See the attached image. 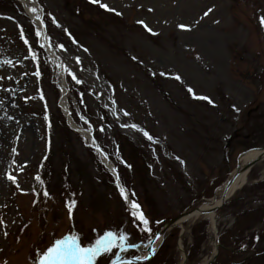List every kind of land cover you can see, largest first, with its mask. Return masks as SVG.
Segmentation results:
<instances>
[{"label": "rangeland", "instance_id": "obj_1", "mask_svg": "<svg viewBox=\"0 0 264 264\" xmlns=\"http://www.w3.org/2000/svg\"><path fill=\"white\" fill-rule=\"evenodd\" d=\"M27 2L57 57L40 51L41 29L23 6L0 0V264H34L56 238L77 234L86 245L106 231L139 247L95 264L120 251L142 257L157 223L220 198L242 154L264 148V0L94 3L108 14L83 0ZM63 93L125 182L127 201L89 139L69 131ZM214 216L217 230L207 217L175 228L149 264H264V161Z\"/></svg>", "mask_w": 264, "mask_h": 264}, {"label": "snow or ice", "instance_id": "obj_2", "mask_svg": "<svg viewBox=\"0 0 264 264\" xmlns=\"http://www.w3.org/2000/svg\"><path fill=\"white\" fill-rule=\"evenodd\" d=\"M92 3H98L99 0H91ZM100 6L102 8H105L108 11H114V9H110L107 4L100 3ZM212 10L209 9L207 12L204 13L205 16H207ZM31 12L33 14L38 13V9L36 7L31 8ZM120 13H117L119 15ZM11 19V17H9ZM37 21H40V16H36ZM260 22L264 24V16L260 17ZM140 23H143L142 21ZM147 28V25H145ZM182 29L187 28L185 25H180ZM149 32L152 30L149 28L147 29ZM190 30V29H187ZM20 33L21 38L24 39V43L26 45H29V40L26 36H24L23 33V27H20ZM36 37H41L42 33L39 29L35 32ZM42 38L49 39L46 35H44ZM43 47V45H41ZM60 47L63 49L64 46L60 45ZM29 51L32 52V60L38 61L37 54L32 51V46L29 45ZM5 64L12 65L11 61H5ZM37 67H39V64L37 63ZM35 76H40L41 73L39 71H36L34 73ZM163 75V73H161ZM9 79H12L11 77H8ZM176 80H181L180 76L174 77ZM4 77L0 76V80H3ZM72 79L76 80L77 83H81L79 79L76 78L75 75L72 76ZM7 91H11V89H7ZM189 92H193L191 88L188 89ZM195 96V93H193ZM43 98V97H41ZM199 99H205L209 100L208 97H196ZM209 103H211V100H209ZM124 115H128L127 112L124 113ZM127 126V125H125ZM132 128H136V125H131ZM103 129H101L102 131ZM144 135L149 139L153 140V137L150 136L147 132H144ZM179 159V158H178ZM9 179L12 180L14 183L16 182V177L14 175H9ZM37 180L40 179L39 176L36 177ZM119 179V178H117ZM118 187H120L119 183L117 184ZM17 187L19 185L17 184ZM121 195L124 196V199L127 201L128 196L125 193V189L122 187L120 188ZM44 196H48L49 193L45 191L43 193ZM131 215L132 217L139 221L140 224L143 226V231L146 233L151 234L152 229L150 227V221L145 217L143 211L141 210V207L138 203L135 201H131ZM75 206V201H70L68 205L69 215L71 216L72 209ZM3 221H0V224H2ZM6 227V225H5ZM5 235H7V232H5ZM159 239V237H157ZM151 242V241H150ZM139 245L135 243H129V235L125 232H120L119 234L113 231H106L103 233V235L97 237L94 241V243L89 244H82L81 237L77 234H67L64 235L62 238H56L53 243H51V246H48L46 250H43L41 254H39L38 258H34V264H95V261L97 258L103 254L111 253L113 249H121V250H127L128 248H137ZM151 252H155V248L151 249ZM144 259H147L148 257H143ZM137 259H140V257H137ZM112 264H134L133 261H124L119 256L116 257L115 260L112 261Z\"/></svg>", "mask_w": 264, "mask_h": 264}, {"label": "bare ground", "instance_id": "obj_3", "mask_svg": "<svg viewBox=\"0 0 264 264\" xmlns=\"http://www.w3.org/2000/svg\"><path fill=\"white\" fill-rule=\"evenodd\" d=\"M19 1H20L22 4H24L26 7L29 8L27 0H19ZM29 10H31V9L29 8ZM30 12H31V11H30ZM31 15H32V19H33V21L36 22L37 25H38L39 27H42L41 20H40V21H37L36 16H35L34 14H32V13H31ZM47 37H48V36H47ZM42 41H43V44H44L45 48L48 49V52H49V54L51 55V57L55 59V58L57 57V54H56L54 48L50 45V43H48V39H44V38H42ZM61 87H62V89L64 90L63 92L67 91V89H66V81H65L64 78H63V80H62ZM64 94H65V93H64ZM62 104H63V107L67 110V109H68V106H69V102H68V99H67L66 95H65V96L63 95V97H62ZM73 126H74V127L76 128V130H78V131H79L84 137H86V138L89 139V140H92V138H91V133H87L85 130H83V128L77 126L75 123H73ZM259 153H260V150H253V151H249V152H247L245 155H243V156L241 157V163H242V165H243V166H246L247 164H249V162H251L252 160H254V159L257 157V155H258ZM103 159H105V158L103 157ZM234 174H235V172H233V173L231 174V176H234ZM247 176H248V173H244L243 175H241V176L236 180L235 184H234L233 187H232V191H231V193H233V192L236 191V190H240L242 187H244V185H245L246 182H247ZM213 202H214V201H213ZM213 202H212V203H213ZM209 206H210L209 203H208V204H204V205H203V208H208ZM192 216H193V215H190L189 217H185V218L182 219L180 222L176 223L175 226L173 227V229H171L169 232H167V233L165 234V236H163V237H161V238H159V239H157V240L154 241L152 247L155 248V249L157 250V254H156V256L160 253V251H161V250L163 249V247L165 246V243H166V240H167V237H168L169 233L172 232L175 228H177V227L179 228V227L181 226V224H183V223H184L186 220H188L189 218H193ZM195 217H199V216L196 215ZM207 218L212 220V226L214 227V229H216L218 223H217V221H216V219H215V216L211 215V216H209V217H207ZM173 219H175V218H173ZM173 219H171V220H173ZM171 220L164 221L160 226H159V224H158V233H159V232L162 230V228H163V227H164L169 221H171ZM155 237H156V236H155ZM155 237H153L151 240H149V241L146 243V245H145L144 248H141L142 252L144 253V257H145V256L149 257V253H148V251H150V243L155 239ZM150 241H151V242H150ZM156 256H155V257H156ZM149 262L151 263V262H152V259H151ZM148 264H149V263H148Z\"/></svg>", "mask_w": 264, "mask_h": 264}, {"label": "water", "instance_id": "obj_4", "mask_svg": "<svg viewBox=\"0 0 264 264\" xmlns=\"http://www.w3.org/2000/svg\"><path fill=\"white\" fill-rule=\"evenodd\" d=\"M96 148L99 151V147H96ZM261 161H264V149H261L258 156L254 160H252L247 166H243L240 161L238 162L236 172H235L234 176L232 177V179L223 188V195H222V198L219 202H217V200L215 198L214 202L212 204H210V206L208 208L199 207V208L194 209V210L188 209L184 213H182L178 217H176L175 219L169 221L162 228V230L157 234L155 239L150 243V253H149L148 259H151L153 256L151 249L153 248L152 247L153 243L155 240H157V237L161 238V237L165 236V234L167 232H169L171 229H173V227L175 226L176 223L180 222L185 217H189L190 215L209 216V215L215 214L218 210L222 209L231 200V198L233 197V195L235 193V191L233 193H231V191H232V187L235 184L236 180L241 175H243L244 173H248L255 165H257ZM115 178L117 181L119 180V179H117L118 178L117 175H115ZM131 261H133L134 263L141 262V260H131Z\"/></svg>", "mask_w": 264, "mask_h": 264}, {"label": "trees", "instance_id": "obj_5", "mask_svg": "<svg viewBox=\"0 0 264 264\" xmlns=\"http://www.w3.org/2000/svg\"><path fill=\"white\" fill-rule=\"evenodd\" d=\"M10 1L12 2V1H14V0H10ZM83 2H84L86 5L95 8V9H96L99 13H101V14H108L104 9H102L100 6H98V5L94 4V3H92L90 0H83ZM114 17H118V18H119V16H117V15H114ZM40 51L44 54V56L46 55L45 52H44L42 49H41ZM45 57H47V56H45ZM68 79H69V81L72 83L73 79H72V76H71L70 74H69ZM69 131H71V130L69 129ZM71 132H72V131H71ZM92 151H94V150H92ZM110 177H111V176H110ZM111 179H112V181H113V183H114V180H113L112 177H111ZM121 180H122V182H123V184H124L125 182L123 181L122 177H121Z\"/></svg>", "mask_w": 264, "mask_h": 264}]
</instances>
